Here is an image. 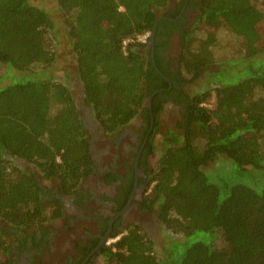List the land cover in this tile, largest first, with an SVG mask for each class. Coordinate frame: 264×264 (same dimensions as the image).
Returning a JSON list of instances; mask_svg holds the SVG:
<instances>
[{
    "label": "trees",
    "instance_id": "16d2710c",
    "mask_svg": "<svg viewBox=\"0 0 264 264\" xmlns=\"http://www.w3.org/2000/svg\"><path fill=\"white\" fill-rule=\"evenodd\" d=\"M56 1L85 101L105 131L127 124L158 90L156 115L166 101L187 104L177 128L161 134L145 197V206L159 208L163 250L131 224L104 251L105 264H264V0H189L197 12L190 21L176 19L187 0L175 13L169 0ZM52 30L49 14L29 0H0V81L12 75L0 86V220L16 229L41 226L61 209L56 202L49 212L36 176L13 158L56 178L63 193L93 168L75 97L48 74ZM176 30L179 82L208 76L194 94L162 76L172 79L162 61ZM220 31L238 45L220 42ZM218 46L227 53L219 56ZM8 231L0 225V260Z\"/></svg>",
    "mask_w": 264,
    "mask_h": 264
},
{
    "label": "flooded vegetation",
    "instance_id": "af4514ba",
    "mask_svg": "<svg viewBox=\"0 0 264 264\" xmlns=\"http://www.w3.org/2000/svg\"><path fill=\"white\" fill-rule=\"evenodd\" d=\"M181 1L167 8L175 13ZM188 2L179 10L176 19L184 15L190 21L196 9L195 5L188 6ZM168 30L165 29L161 40L166 39ZM178 31L170 34L162 61L163 66L170 70L172 79L161 74L170 87L180 85L184 92L190 94L188 84L179 82L182 76L177 75L178 61L169 53L172 37H179ZM77 80L84 108L81 110L78 104L77 107L89 141L92 171L75 190L63 193L57 188L56 178L44 179L33 165L20 159L24 163L22 169L33 173L43 188L44 206L51 212L54 203L59 202L61 215L28 230L8 227L4 222L9 230L10 248L0 264H105L104 251L131 224L141 226L151 239L160 229L158 206H145V197L160 155V141L156 136L163 124V114L170 106L178 110L177 128L178 121L186 113V102L166 101L161 113L156 115L152 97L160 90L155 91L145 100L139 114L112 133L105 131L94 116L85 101L79 75ZM26 167L30 170H25Z\"/></svg>",
    "mask_w": 264,
    "mask_h": 264
},
{
    "label": "rangeland",
    "instance_id": "374dc122",
    "mask_svg": "<svg viewBox=\"0 0 264 264\" xmlns=\"http://www.w3.org/2000/svg\"><path fill=\"white\" fill-rule=\"evenodd\" d=\"M30 3L34 6H37L39 8L44 9L49 16L51 17L53 21V34L55 36V41L53 42L52 48L56 53V59L54 64L52 65L51 69L49 70L48 74L53 75V79L56 81L63 82L68 85V87L71 89L75 100L81 110L84 108V105L82 104L81 95L79 92V85H78V72L75 62L74 54L71 50L70 42L67 39V36L65 34L64 30V23H63V15L61 13V10L58 6V3L56 0H29ZM178 0H169V7H172ZM259 7L264 11V2H260ZM196 10L194 11L193 15L190 17V20H193ZM218 38L220 39V42L225 44H233L236 43L238 45V41H234V37L230 36L228 33L224 31H220L218 34ZM181 51L180 47V40L177 35H174L172 37V46L170 49V55L173 59L178 61V57ZM217 53L219 54H226L227 51L223 48V46L217 47ZM220 56V55H219ZM12 79V75L7 77L6 79H3L0 81V86L6 85L10 83ZM208 82V76L204 75L200 79H198L195 83L191 84L189 83L187 86V90L190 92V94H194L196 91L203 90L205 86H207ZM80 110V111H81ZM178 110H175L173 107H168L165 114H163L162 117V127L160 129V133L157 134V140L161 143V136L163 132H165L168 128L175 129V121L178 118ZM198 143V142H195ZM201 145L202 143H198V145ZM13 164H15L18 167L22 168L23 161L17 158L12 159ZM222 163H216L215 166H220ZM25 170H30L26 167ZM222 170H225L222 168ZM4 222L0 220V225L2 227H5ZM160 229L157 232V234L154 236L152 235V240L155 243V246L158 250H163L164 245L166 243L165 240V231L164 226L159 223ZM155 238V239H153Z\"/></svg>",
    "mask_w": 264,
    "mask_h": 264
},
{
    "label": "water",
    "instance_id": "95a60500",
    "mask_svg": "<svg viewBox=\"0 0 264 264\" xmlns=\"http://www.w3.org/2000/svg\"><path fill=\"white\" fill-rule=\"evenodd\" d=\"M170 20H173V19H170ZM158 22L156 23L155 27L153 28V30L150 33L151 39H150V42H149V46H151L153 48H154V44H155V35H156V30H157V24H158ZM79 80H80V83H81L80 76H79ZM81 86H82V83H81Z\"/></svg>",
    "mask_w": 264,
    "mask_h": 264
},
{
    "label": "built area",
    "instance_id": "2783aa9c",
    "mask_svg": "<svg viewBox=\"0 0 264 264\" xmlns=\"http://www.w3.org/2000/svg\"><path fill=\"white\" fill-rule=\"evenodd\" d=\"M145 39H146V35H143V36H141V37L139 38V40H141V41H145Z\"/></svg>",
    "mask_w": 264,
    "mask_h": 264
}]
</instances>
